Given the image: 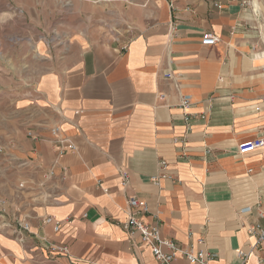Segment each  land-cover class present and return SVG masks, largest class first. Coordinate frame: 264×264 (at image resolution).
Listing matches in <instances>:
<instances>
[{"label": "crops", "instance_id": "1", "mask_svg": "<svg viewBox=\"0 0 264 264\" xmlns=\"http://www.w3.org/2000/svg\"><path fill=\"white\" fill-rule=\"evenodd\" d=\"M257 2L258 18L241 0H0V264H155L123 224L130 197L210 264L264 260L249 233L263 223L264 148L237 150L264 136ZM205 33L220 41L203 46ZM162 161L172 179L154 183Z\"/></svg>", "mask_w": 264, "mask_h": 264}, {"label": "built area", "instance_id": "2", "mask_svg": "<svg viewBox=\"0 0 264 264\" xmlns=\"http://www.w3.org/2000/svg\"><path fill=\"white\" fill-rule=\"evenodd\" d=\"M170 6L177 0H168ZM219 7L218 5H216ZM241 7L248 10L255 18L259 17L260 9L257 0H241ZM219 38L212 33H205L202 38L203 46H215L219 42ZM255 50L256 46H252ZM166 78L173 80L174 74L168 70ZM191 104L189 96H183L181 98V105L185 109ZM184 120L187 122L189 131L192 129L193 118L189 114H184ZM51 133L56 142L61 146V153H67L73 151L75 146L72 140L63 136V132L60 126H54L51 129ZM32 136V135H31ZM36 139H38L36 137ZM264 148V136L255 138L253 140H244L237 146L238 153L240 155H246L256 152ZM160 174L152 178V182L158 183L161 179H172L169 174V165L167 162L162 161L159 165ZM130 184V177L126 172H121V186L126 189ZM5 204L4 201L1 202ZM258 203V207H260ZM129 217L123 223L124 226L132 233L139 234L141 244L150 249L155 264H179L178 259L184 258L189 264H210L215 258V255L207 251L204 248H196L194 245L187 247L181 244L164 238L160 228L157 225L147 223L143 220V214L148 212V205L145 201L136 197H130L128 199ZM259 217L263 220V223H256L249 227L250 235L256 238L255 245L251 249H255L257 245L264 244V211L259 212ZM44 225L54 224L55 232L60 231V223L55 222L52 217H45L42 220ZM25 230H29V224L25 223L22 226ZM192 237V234H189ZM198 243L205 244L204 239H199ZM52 253L56 255H67L68 247L66 246H54L51 248ZM249 255L245 252H238V258L242 264H246ZM259 264H264V260H260Z\"/></svg>", "mask_w": 264, "mask_h": 264}, {"label": "rangeland", "instance_id": "3", "mask_svg": "<svg viewBox=\"0 0 264 264\" xmlns=\"http://www.w3.org/2000/svg\"><path fill=\"white\" fill-rule=\"evenodd\" d=\"M0 56H1V44H0Z\"/></svg>", "mask_w": 264, "mask_h": 264}]
</instances>
